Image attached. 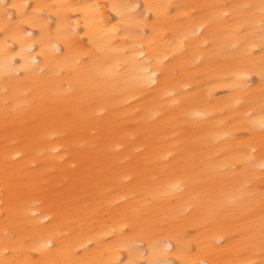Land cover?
<instances>
[{"label":"bare ground","instance_id":"bare-ground-1","mask_svg":"<svg viewBox=\"0 0 264 264\" xmlns=\"http://www.w3.org/2000/svg\"><path fill=\"white\" fill-rule=\"evenodd\" d=\"M0 264H264V0H0Z\"/></svg>","mask_w":264,"mask_h":264},{"label":"rangeland","instance_id":"rangeland-1","mask_svg":"<svg viewBox=\"0 0 264 264\" xmlns=\"http://www.w3.org/2000/svg\"><path fill=\"white\" fill-rule=\"evenodd\" d=\"M189 233H190V234H193V231H192V230H190V231H189Z\"/></svg>","mask_w":264,"mask_h":264}]
</instances>
